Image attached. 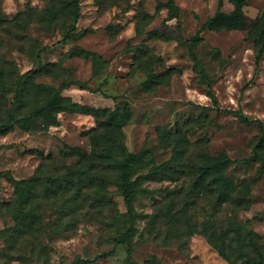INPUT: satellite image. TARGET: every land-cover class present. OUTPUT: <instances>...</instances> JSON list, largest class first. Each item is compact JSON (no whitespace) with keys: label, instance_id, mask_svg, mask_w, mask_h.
Returning a JSON list of instances; mask_svg holds the SVG:
<instances>
[{"label":"rangeland","instance_id":"1","mask_svg":"<svg viewBox=\"0 0 264 264\" xmlns=\"http://www.w3.org/2000/svg\"><path fill=\"white\" fill-rule=\"evenodd\" d=\"M218 9L232 14L234 0H130L127 10L82 0L65 40L70 0H0V123L9 110L18 119L0 132V264H72L112 249L95 264H229L202 229L215 223L223 183L231 196L217 213L237 215L264 246L261 129L219 110L264 124V0H244L239 19L220 18L195 42L215 106L186 42ZM59 90L61 99L46 105ZM103 108L100 117L91 112ZM122 145L147 160L131 176L138 216L130 244L115 242L129 226L112 167ZM166 163L171 170L156 173ZM88 168L80 196L49 195L53 178ZM10 178H34L23 206ZM187 196L192 205L178 215ZM25 216L36 224L22 226ZM229 255L233 264L254 261Z\"/></svg>","mask_w":264,"mask_h":264},{"label":"trees","instance_id":"2","mask_svg":"<svg viewBox=\"0 0 264 264\" xmlns=\"http://www.w3.org/2000/svg\"><path fill=\"white\" fill-rule=\"evenodd\" d=\"M71 1V10H72V16L73 21L70 25V27L67 29L66 33L64 34L63 39H69L72 34L75 33L77 30V24L81 18L82 12H81V1L82 0H70ZM99 7L107 8L110 5H118L123 10H127L130 6V0H96ZM223 0H219V5H221ZM244 0H234L235 3V10L232 14L226 15L223 12L220 11V9L217 10L216 14L209 18L208 21L202 26L201 30L197 32L191 39L187 40V46L189 49V52L191 54V57L194 60V69L195 71L200 75L201 79L207 83L209 90H208V96L211 98L215 106L218 105V100L216 95L213 93L211 87L212 82L210 78L206 75V72L203 68L198 67L199 65V59L197 54L194 51V45L195 42L200 38V32L203 31L205 28L210 27L213 23L217 22L220 18H226V19H232L241 17L242 15V5ZM171 3H173V0H171ZM260 19L264 20V9L261 12ZM263 56V50L261 49L257 54V61L256 65L259 66V62L261 61ZM73 84H77L82 88H87L85 84L72 82ZM61 90L55 92L51 98H49L46 102V105L51 106L55 103H57L60 98ZM220 111L226 112V113H232L234 116L239 118L244 123H257L258 126L261 129V135L259 139V145L264 140V124L260 120H252L246 117L242 111L240 110H231V109H221ZM108 111L107 108L103 109H92L91 112L96 116L100 117L102 115H105V113ZM115 111H111L109 113L110 116L116 118ZM121 121L122 113H118V115ZM18 122V119L13 115L12 111L9 110L7 112V118L5 121L0 123V132H6L10 130L14 124ZM121 123V122H120ZM95 154L88 155L83 154V159L85 158H92V157H100L102 161H106L108 158L105 155L100 156H94ZM119 158H117L114 162V165L112 166L117 172H118V186L120 188V191L123 195L124 203L126 206V214L129 226L128 228L123 231L117 238H116V244L120 243H131V238L136 233V221H137V214L134 211V201H135V194H136V181L132 179V174L135 171V168L138 166H142L145 163H147V160H143V154H136L132 153L129 150H127L125 145L121 146V150L119 152ZM222 161L221 166L219 168V171H223V168L227 162V158ZM249 162L250 160H246ZM169 163L164 164L163 166H159L156 169V173L161 174L162 171H170L171 168L169 167ZM209 168H205L204 172L208 173ZM85 172H90V168H88V171H83V169L78 170L76 172H67L63 175V177L60 178H53V186L48 190L49 195L57 196L60 191H66L69 192L72 189H74V198H77L83 193V189L86 186V179H85ZM180 177V176H179ZM36 178V177H35ZM11 182L13 183L16 192L18 194V200L22 201L23 206V195L25 193H28L27 189L25 188V185H30V181L33 182L34 178L31 180H17L15 178H10ZM182 191V190H181ZM231 196L230 191L227 189V186L225 183L222 185H219L218 191H217V198L219 201L218 208H215V213L217 214V217L215 219L214 224H204L202 227L204 234L207 235V239L209 242H211L218 250L219 254L228 260L229 264H233V260L230 258L229 251H236L238 252L241 257L247 256L250 260L254 259L253 264H264V246L260 242L259 238L260 236L254 232L252 229H244L242 230L244 226L241 225L237 215L232 216L229 219H223L221 217V214L219 215L217 211L220 213L224 209V205L227 199L229 200ZM30 197V194H29ZM31 199V198H30ZM184 207L178 211V215L183 214L186 216V212L188 211V207L192 205V199H190L189 196L185 198ZM30 201V200H29ZM168 215V211L164 214ZM23 216V215H22ZM21 216L20 220H23V217ZM25 220L21 222L22 226H26V223L29 222V228H31L33 225L36 224V219L38 217L34 216H25ZM153 217H156V215H153ZM220 218V222L218 223ZM180 221V217H177V222ZM217 224V225H216ZM175 225V224H173ZM192 225V224H190ZM227 225V227L224 228V226ZM220 228V229H219ZM218 231H221L220 234H217ZM235 231L236 238L227 239L231 232ZM237 242V245L234 246L233 242ZM114 254V249L108 250L105 252H102L98 255H96L94 258H82L78 257L73 260L72 264H95L99 260L109 257ZM145 264H154L153 262L147 261Z\"/></svg>","mask_w":264,"mask_h":264}]
</instances>
